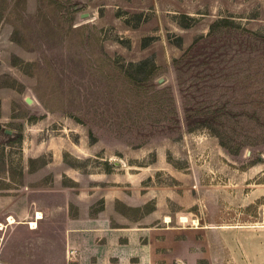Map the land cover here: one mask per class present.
Wrapping results in <instances>:
<instances>
[{"label": "rangeland", "instance_id": "374dc122", "mask_svg": "<svg viewBox=\"0 0 264 264\" xmlns=\"http://www.w3.org/2000/svg\"><path fill=\"white\" fill-rule=\"evenodd\" d=\"M13 3L0 22V264L96 263L81 238L95 246L93 235L106 241L142 218L151 264H264V126L235 133L236 149L206 126L190 130L185 111L230 99L222 87L236 80L196 91L197 60L214 68L240 48L232 61L255 67L236 90L252 100L236 110L264 114V0ZM223 18L238 29L208 37ZM197 39L202 54L178 68ZM145 59L153 72L137 70Z\"/></svg>", "mask_w": 264, "mask_h": 264}, {"label": "trees", "instance_id": "16d2710c", "mask_svg": "<svg viewBox=\"0 0 264 264\" xmlns=\"http://www.w3.org/2000/svg\"><path fill=\"white\" fill-rule=\"evenodd\" d=\"M17 1H21V0H0V22L5 19V17L11 13H15V3L13 2H17ZM46 17V16H45ZM17 25V23H16ZM221 28H226L227 29V33H230V30H237L238 29V25L235 23L234 20L229 19V18H223L220 19L219 21H215L212 26H211V30L208 33V37H213L217 34V31H219V29ZM71 30L73 31H81V27H71ZM17 31V30H16ZM202 38H204V36H202ZM206 38V37H205ZM204 38V39H205ZM201 43H203L202 39H197L186 51L185 53L178 59H176V64L178 66V68H181V66H183L182 64L185 63L189 64L191 57H194L195 55H193V51L199 49L200 47L203 48L204 46H201ZM227 43L225 42L223 45H221L220 47L225 46ZM220 47H217L214 49V51L212 53L217 52V50L220 49ZM200 48V49H201ZM200 49L198 51V55H201L202 53L200 52ZM239 49L235 50V53L230 57V60L227 59H222L220 62L219 66H215L214 68L211 67V63L212 61H208L205 59H198L197 62L199 63L200 66H202V64H206V66L204 67L206 74H203V71H199L196 73V77L197 79V88L196 91L198 92H202V95H206L207 92H210V88H212V84H215V81H220L221 85L223 83L226 84L227 82H233L236 80V82H233L234 84L228 85V86H223L222 88H224L225 90H227L228 96L230 97L229 100L226 99V101H224L223 105L220 106H215V105H211L208 104L204 99L203 100H196L193 104H188L185 107V111H186V116H187V123H188V128L190 130H194L196 127H201V126H206L208 129H210L212 131L213 134L217 135L220 137L222 143L229 147V144L226 143L225 139L229 138L231 140H236L238 142V146L236 149H238L242 144L245 143V141L236 139L235 136H239L238 134L235 133H241V132H246L252 129V127L258 129V127L260 126H264V124L262 125L261 121L262 119H264V114L262 113H258V112H254L255 110L251 111L248 109H245L242 112L237 111L236 109H238V105L240 103H242V107L247 104L248 102H250L252 99H244L245 96L239 97V94H237V89L239 87H242L243 85H245L246 83H251V79H252V72L255 66L254 62L255 59L250 58V62L248 63V59L244 58L243 60H247L246 62H239V61H235V63L232 61V58L241 54L239 53ZM203 52V51H202ZM230 51H228L227 49L224 50V53H229ZM217 57V55L212 56L211 58L214 59V61L218 62V60H215ZM262 59H259L257 63H259V66H263L262 65ZM240 63H243L245 65H240ZM31 63H27V65H29ZM132 65H134V63H132ZM151 66V71H154V68H156L155 63H153L151 61V59H145L143 60L141 63H139L137 65V70L139 72H142L146 67ZM211 67V68H210ZM209 69H213L214 72L211 73L209 71ZM203 74V75H202ZM145 82L147 85H151L153 86L154 83L151 82L152 77L151 76H147V78H145ZM179 80L181 82H183L184 80L186 81V79H183V75L180 73V78ZM248 81V82H247ZM218 87L220 86L219 84H217ZM214 86V85H213ZM220 92V91H219ZM236 92V93H235ZM188 94H190L193 98L196 97V95H193V91H189ZM164 95V97L170 98L171 96L169 95V92L165 89L164 92L161 93V97ZM187 95V94H186ZM151 98H154L153 94H149L148 95ZM248 96V95H246ZM212 97V96H211ZM222 97V95H221ZM243 99V100H242ZM241 100V101H238ZM42 101H44V99L42 98ZM147 102V101H146ZM239 102V103H238ZM262 103H264L262 101ZM236 105V108H234L233 106ZM240 107V108H242ZM264 113V112H263ZM226 117V119H234L237 121H240L243 118H251L248 123H246L245 125H241L240 122H237V124H224L222 123V118ZM227 119V120H228ZM257 121L260 123L259 125H257ZM256 124L253 126H250L251 124ZM117 209L119 211H121L122 213H124L125 215H127V212L125 210H121L119 207H117ZM151 210H147L144 211L143 213H148Z\"/></svg>", "mask_w": 264, "mask_h": 264}, {"label": "crops", "instance_id": "0c3cea01", "mask_svg": "<svg viewBox=\"0 0 264 264\" xmlns=\"http://www.w3.org/2000/svg\"><path fill=\"white\" fill-rule=\"evenodd\" d=\"M145 220V218L138 220L135 222L138 225L133 228L129 226L117 227L118 229L102 233L106 236V241H102L99 235H93L96 237L92 238L97 240L93 244L95 246H92L90 238L85 236L87 240L85 242L81 238L80 246L86 250L85 245H91L90 249L84 251L88 256L98 258L96 263L91 264H151L150 249L148 246L142 247L141 243V240L146 236L143 232L146 225Z\"/></svg>", "mask_w": 264, "mask_h": 264}, {"label": "bare ground", "instance_id": "6f19581e", "mask_svg": "<svg viewBox=\"0 0 264 264\" xmlns=\"http://www.w3.org/2000/svg\"><path fill=\"white\" fill-rule=\"evenodd\" d=\"M44 216H43V213L41 212V211H38L37 212V219H41V218H43ZM167 219H168V217H167ZM8 222L10 223V224H14V223H16V219H15V217L13 216V215H11L9 218H8ZM31 225L33 226V228H36L37 227V223H36V221H32L31 222ZM4 227H5V225H4V223L3 222H0V230H2V229H4Z\"/></svg>", "mask_w": 264, "mask_h": 264}, {"label": "water", "instance_id": "95a60500", "mask_svg": "<svg viewBox=\"0 0 264 264\" xmlns=\"http://www.w3.org/2000/svg\"><path fill=\"white\" fill-rule=\"evenodd\" d=\"M26 101H27V103L31 104V103L34 102V99L32 97H30V96H27L26 97Z\"/></svg>", "mask_w": 264, "mask_h": 264}]
</instances>
